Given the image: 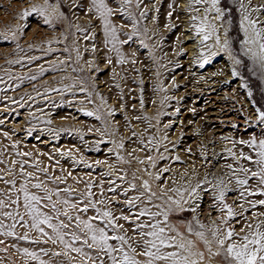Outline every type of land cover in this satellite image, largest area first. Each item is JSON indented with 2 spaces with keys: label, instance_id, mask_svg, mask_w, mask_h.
<instances>
[{
  "label": "rangeland",
  "instance_id": "1",
  "mask_svg": "<svg viewBox=\"0 0 264 264\" xmlns=\"http://www.w3.org/2000/svg\"><path fill=\"white\" fill-rule=\"evenodd\" d=\"M168 1H106L112 6L109 18L115 24L117 40L127 41L116 44L128 53L120 54L124 62L117 63L112 43L105 44L100 19L90 11L91 0H47V5L45 0H0V223L4 226L0 228V264H93L71 247L66 249L59 240L53 243L31 228L21 185L42 198L37 205L42 212L55 216L50 206H43L48 204L43 199L45 189L59 192L60 199L71 203L80 201L79 209L88 202L84 194L91 184V200L104 201L96 207L111 211L113 217H130L129 221H116L123 225L116 232L107 229L110 236L126 232L139 239L133 231L135 213L141 207L157 211V204L166 209L169 197L180 200L185 210L169 213L168 223L190 239L195 237L187 230L189 223L197 231L202 230L199 224L207 229L229 227L239 239L249 231V224L255 228L264 221V205L257 203L264 200V184L258 176H252L260 168L256 163L258 148L243 143L255 138L258 145L264 139V123L257 119V109L264 111V72L258 58L253 60L251 53H243L244 34L239 27L241 3L250 18L258 21L257 27H264V0H221L230 24L213 22L210 17L216 14H207L210 23L217 26L221 41L223 28H229L232 55L241 61L239 65L228 52H220L215 46L209 49L215 43L214 37L202 45L190 17L179 14V4ZM195 5L202 10L198 14L208 7ZM33 6L44 8V15L33 13L21 20L19 14ZM187 20L188 26L182 28ZM187 33L190 37L185 36ZM186 45L192 53L183 49ZM210 50L217 54L201 67V52L207 56ZM234 68L239 73L235 77ZM216 84L219 93L227 91V96L234 98L229 100L231 103L222 101L232 109L233 119L245 124L242 135L225 143L207 125L208 109L203 105L206 88ZM87 112L93 115H85ZM228 125L233 136L235 123ZM220 171H232L239 179L247 180L242 186L236 181L241 188L239 196L225 203L206 198L214 190L210 184ZM144 181H148V192L142 188ZM35 184L41 188L33 187ZM130 184L136 187L132 189ZM65 188L72 191L70 197ZM153 192L156 196L149 201ZM198 195L199 199L195 197ZM135 196L140 200L130 208L125 200ZM57 199L52 196V202ZM222 203L236 212L227 225L222 223L227 215ZM56 206L61 212L66 207L59 203ZM193 208L196 211H191ZM68 212L72 221L59 217L69 224L64 231H76L82 240L72 242L70 235L65 240L89 256L98 257L94 264H101V258L103 264H111L104 253L83 244L84 234L75 227L76 215L88 219L97 215L95 209ZM147 220L141 217L136 223ZM52 222L58 221L54 218ZM92 223L104 226L101 220ZM13 224L15 227L10 228ZM41 227L55 239L50 228ZM8 231L14 235H7ZM25 233L28 239H21ZM109 243L117 245L116 241ZM23 249L35 252L39 259L26 255Z\"/></svg>",
  "mask_w": 264,
  "mask_h": 264
},
{
  "label": "snow or ice",
  "instance_id": "2",
  "mask_svg": "<svg viewBox=\"0 0 264 264\" xmlns=\"http://www.w3.org/2000/svg\"><path fill=\"white\" fill-rule=\"evenodd\" d=\"M124 4H129L131 0H123ZM195 4H205L208 5L204 9L205 15L203 19L192 16L191 20L193 22L200 20L199 24H193L196 30V34L201 37L200 43L205 44L210 38L214 37V46L220 52H228L229 56L233 59L234 64L239 65L241 61L236 59L232 55V46L229 38V28L224 27V39L221 41V37L218 33L217 26L215 24H210L208 22V13L214 12L215 19L221 21L222 25L227 23L230 24L231 21L227 19V12L224 7H221V0H193ZM47 5V0H45ZM90 11H95L98 18L104 28L105 33V44L112 43L113 50L117 52V63H123L124 60L120 57L119 48L116 44L119 43L116 37V28L112 26L109 17L112 15V9L106 3V0H91ZM123 9H121L122 11ZM199 11V9H196ZM259 11V9H254ZM45 9L40 6H33L30 10H25L19 14L21 20L31 16L33 13L43 16ZM171 15V13H169ZM45 23H48L47 18ZM257 20H253L248 15V11L244 8L241 3V19H240V30L244 34V38L241 41V48L245 55L251 53V59L260 61L261 71L264 72V27H257ZM14 38V36H13ZM3 39L7 40V36H3ZM131 39V37H129ZM123 43H127L124 41ZM211 49L212 46H208ZM258 49V51H257ZM217 53L209 51L207 56H204L201 52L202 59L199 61L200 66L203 67L204 64L208 63L212 56ZM111 62V61H109ZM239 73L235 70L232 71V76L235 77ZM251 96V93H249ZM257 119L264 123V111L257 109ZM85 115L91 116L93 113L87 112ZM99 118V117H97ZM243 143L248 144L250 147L255 145L258 148L257 156L258 159L256 163L260 165L257 172H252L253 177H259L260 183L264 184V139H261L256 144L255 138L251 140L244 141ZM123 147V145H118ZM248 158V157H246ZM122 159V158H120ZM151 160L152 158L149 157ZM231 167V166H229ZM242 171L247 172V169H242ZM120 179H123L121 177ZM237 183L244 185L247 180L239 179ZM35 188H41L40 184L33 185ZM88 191L84 194L88 198V202L83 208L78 209L77 203H71L69 199H60L59 192H53L51 190L45 189L44 200L48 201V204L43 205L44 207L51 208V211L55 216L48 215L41 211L40 205L41 197L38 195L31 194L27 191L25 185H21L20 191L24 194V207L27 210V215L30 217L32 223L31 228L40 233L43 236H47L48 239L52 240L53 243L56 240L64 245V247L70 248L71 250L79 253L82 257H87L89 260L93 261L98 258L96 256H89L88 253L84 252L80 247H72L69 241L65 240L66 235H70L72 242L81 241L82 237L76 231L70 234L65 232L64 229L69 227V224L64 223L59 220L60 216H64L68 221L73 220V216L69 214L68 209L78 210L79 212H87L89 208L95 209L97 215L91 216L88 219H82L80 215H76L75 227L79 229L80 232L84 234L83 244L89 249H96L98 253H104L111 264H204L205 261L208 264H212L215 261L216 264H264V221L257 223L255 228L249 224L247 227L249 231L236 239L237 233L234 229L229 227H224L223 230L219 227H212L210 229L205 228L203 224H199L200 231L195 230L191 223L187 225V230L191 233L195 239H190L187 236L182 235L175 226L168 223L169 213L176 211H184L180 200H172L171 197L168 198L169 206L165 209L161 205L157 204L154 207L157 211H152L148 207H141L138 212L135 213V227L133 231L138 233L139 239L127 236L125 234H115L109 235L107 229L116 232L117 229L123 228V225H118L117 220L129 221L130 217L127 215H122L119 217H113V213L109 210H102L96 207L97 203L103 204L104 201L93 202L91 200L92 185H87ZM135 184H130V188L134 189ZM199 187V185H197ZM142 188L145 192L149 191L148 181H144ZM109 191L115 192L116 189L109 188ZM196 189H193L194 193ZM64 192L68 197L72 195V191L68 188L64 189ZM127 192V190H125ZM57 196V201L52 202V196ZM143 195V193H142ZM156 196V193H151L148 196V200L151 201L152 197ZM218 201H223L224 192L221 191L216 197ZM140 200V196L132 197L131 199L125 200V203L129 207H135L136 202ZM15 203V201H13ZM65 205V210L63 212L57 208V204ZM186 203V202H185ZM257 203L264 205V200H259ZM175 205V208L172 207ZM3 206V201H0V207ZM227 210V215L224 217L222 223L227 225L228 219L233 217L235 213L232 208L227 204H222V210ZM191 211H196V209H191ZM7 216H12V213H5ZM141 217H147L148 220L145 222L136 223L140 221ZM157 217H163V220L157 219ZM57 219V223H53V219ZM94 220H101L104 224L103 227H98L92 223ZM197 223H199L197 221ZM41 225H46L55 234V239L49 236L47 232ZM4 227L0 223V228ZM15 224L11 225L10 228H14ZM243 231V229H242ZM168 233H175V235H169ZM7 235H14L12 231H8ZM21 239H28L27 233ZM116 241L117 245L109 243V241ZM135 244V246H133ZM172 249V250H168ZM203 249V250H202ZM26 255L31 256L33 259H39L35 252H28L27 249H23ZM141 257L138 259L137 257ZM39 264H45L44 261H40ZM101 264H103V259L101 258Z\"/></svg>",
  "mask_w": 264,
  "mask_h": 264
},
{
  "label": "bare ground",
  "instance_id": "3",
  "mask_svg": "<svg viewBox=\"0 0 264 264\" xmlns=\"http://www.w3.org/2000/svg\"><path fill=\"white\" fill-rule=\"evenodd\" d=\"M107 1V0H106ZM171 1V3L173 4V5H176V4H179V14H181L182 16L184 15V17H187V16H189L190 17V19H191V17L192 16H197V17H199V18H201V19H203V17H204V15H205V12L203 11V14H198V12H200V11H202L201 9H199V11H197L196 9H197V6L195 5V3L193 2V0H170ZM170 1H168V2H170ZM253 1V0H252ZM162 3V6H163V2H160V4ZM171 3H169V4H171ZM90 4V3H89ZM155 5H157V4H155ZM154 5V6H155ZM199 5H201V4H199ZM169 7H170V5H168ZM110 7V6H109ZM156 7V6H155ZM160 7V6H159ZM111 8H112V6H111ZM114 8V7H113ZM161 8V7H160ZM155 9H158V8H155ZM160 10V9H159ZM158 10V11H159ZM162 10V9H161ZM190 11V12H187V11ZM193 10V11H192ZM163 12H164V10H162ZM161 11V12H162ZM172 11V10H171ZM113 12V11H112ZM167 12V11H166ZM164 13V14H167V13ZM160 13V12H159ZM158 13V14H159ZM170 13V12H169ZM194 13H196V15H194ZM202 13V12H201ZM159 16H160V14H159ZM166 16V15H165ZM169 16V15H168ZM181 16V17H182ZM176 17V16H175ZM168 18V17H167ZM211 20L214 22L216 19H215V16L214 15H212L211 17ZM177 19V18H176ZM175 19V20H176ZM109 20H110V18H109ZM101 21V20H100ZM111 21V20H110ZM170 21V20H169ZM189 20H187L185 23H183L182 24V28H184V27H187L188 26V23L190 22H188ZM161 22H162V20H161ZM197 22H199L200 23V20H197ZM208 22L210 23V19H209V17H208ZM163 23V22H162ZM167 23V22H166ZM191 23H192V21H191ZM193 23H195L196 24V21L195 22H193ZM111 24H112V26H114L115 27V24H114V22L113 21H111ZM117 24H118V22H117ZM121 24H123V22L121 23ZM158 24H159V22H158ZM165 24V23H164ZM169 24V23H168ZM211 24V23H210ZM170 25V24H169ZM174 25H175V23H174ZM101 27H102V30H103V33H104V28H103V25H102V23H101ZM116 28V27H115ZM117 28H118V26H117ZM129 28V27H128ZM190 28V27H189ZM120 29V28H119ZM118 29V30H119ZM170 29V28H169ZM191 29V28H190ZM123 30V29H122ZM129 30V29H128ZM181 30V29H180ZM122 33V32H121ZM128 33V32H127ZM130 33V32H129ZM167 33V32H166ZM105 34V33H104ZM122 36H124V35H122ZM185 36L186 37H190V34H185ZM184 36V37H185ZM116 37H117V32H116ZM128 37H129V34H128ZM198 37H199V35H198ZM197 37V38H198ZM104 38V37H103ZM124 38H125V36H124ZM185 39V38H184ZM123 40V39H122ZM126 40V39H125ZM195 40V39H194ZM118 41V40H117ZM197 41V40H196ZM195 41V42H196ZM181 42V41H180ZM195 42H192V44H195ZM120 43V42H119ZM121 43H123L122 41H121ZM120 43V44H121ZM208 43V42H207ZM109 44V43H108ZM182 44V43H181ZM192 44H190V46L192 45ZM113 45V44H112ZM111 46V45H110ZM187 46V45H186ZM184 47L183 49H188V52L189 53H192V50H191V47H189V46H187V47ZM198 46V45H197ZM211 46H214V45H211ZM106 47V46H105ZM108 47V46H107ZM122 47V46H121ZM206 47V46H205ZM110 48V47H109ZM119 48V47H118ZM203 48V47H202ZM111 49V48H110ZM119 49H121V48H119ZM113 50V49H112ZM124 50V49H123ZM122 50V51H123ZM106 51V50H105ZM109 51V50H108ZM107 51V52H108ZM121 50H119V53L120 54H122V55H127L126 53H124V52H122ZM181 51H183V50H181ZM200 51V50H199ZM198 51V52H199ZM205 51H207V50H205ZM106 52V54H108ZM197 52V51H196ZM113 53H115V52H113ZM117 53V52H116ZM105 54V53H104ZM132 54V53H131ZM110 55V54H109ZM109 55H108V57H109ZM136 55V54H135ZM191 55V54H190ZM121 56V55H120ZM123 56V57H124ZM110 57H112V56H110ZM117 57V56H116ZM127 57V56H126ZM109 59V58H108ZM110 60V59H109ZM124 60V59H123ZM129 60V59H128ZM116 63V62H115ZM118 70V69H117ZM120 70V69H119ZM120 72H122V71H120ZM228 79V78H227ZM226 80V79H225ZM105 81V80H104ZM232 81V80H231ZM229 82V81H228ZM220 83V82H219ZM222 83H224V82H222ZM225 85V84H224ZM218 86H219V84H216L215 85V87L214 88H206V89H208V90H205V99H206V101L205 102H203V105H205L206 106V108L208 109L207 110V116H206V123H207V125H209V126H211L210 128H212L213 130H214V133H216L217 134V137H219L222 141H224V140H230V138H232V137H236V136H238V134H241V133H243V131H245V124L243 123V121L242 120H239V119H233V114H232V109L230 108V106H228V107H225L226 105H223V103H222V101L223 100H227L229 103H231V101H233L234 100V98L233 97H231V96H227V94H226V92H222V93H219V91L221 90V89H219L218 88ZM235 89V88H234ZM223 91V90H222ZM231 93H233V92H231ZM199 97V96H198ZM229 100H231V101H229ZM239 103V102H238ZM230 105V104H229ZM234 108V107H233ZM235 109V108H234ZM244 115H245V113H244ZM249 115H251V113L249 114ZM255 116V115H254ZM232 121H233V125H234V123H235V131H234V135L232 136L231 135V133H230V130L228 129L229 128V123H232ZM231 127V126H230ZM250 127V126H249ZM186 133V132H185ZM189 133V132H188ZM247 133V132H246ZM242 135V134H241ZM200 137V136H199ZM223 143H225V141L223 142ZM229 143H231V141L229 142ZM71 154V153H70ZM203 163V162H202ZM221 165V164H220ZM208 167V166H207ZM220 167V166H219ZM223 167V166H222ZM204 170H206V169H204ZM224 170H226V169H224ZM221 173H223V174H221ZM239 179V176H238V174L237 173H235V172H232V171H220V174H218V177L216 178V180L213 182V183H211L210 184V186L211 187H213L214 188V190L213 191H211L210 192V194L209 195H206V198L207 197H210L213 201H218L217 199H216V197L219 195V193L221 192V191H223L224 192V199H223V202H224V200L225 201H232V200H234L235 198H237L238 196H239V193H240V189L237 187V185H236V181ZM242 186V185H241ZM205 188V187H204ZM242 189H243V187H242ZM243 194V193H242ZM249 194V193H248ZM197 199H199V197H200V195H198V196H195ZM245 197H247V195L245 196ZM194 200V201H198V200ZM209 201V200H208ZM212 202V201H211ZM210 203V202H209ZM225 203V202H224ZM223 204V203H222ZM239 204V203H238ZM237 204V205H238ZM251 204H253V203H251ZM228 205V204H227ZM235 205V204H234ZM217 206V205H216ZM218 210H219V206H218ZM222 213V212H221ZM221 213H219V215L221 214ZM225 213H227V212H225ZM236 213V212H235ZM238 214V213H237ZM223 215V214H222ZM222 215H221V217H222ZM223 217H225V215L223 216ZM220 218V217H219ZM221 219V218H220ZM204 264H207L206 262H204Z\"/></svg>",
  "mask_w": 264,
  "mask_h": 264
}]
</instances>
